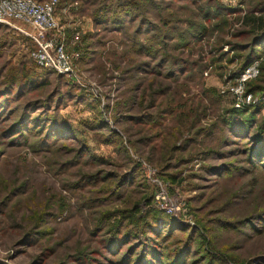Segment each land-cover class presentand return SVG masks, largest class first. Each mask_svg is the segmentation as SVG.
Returning <instances> with one entry per match:
<instances>
[{
  "label": "rangeland",
  "instance_id": "obj_1",
  "mask_svg": "<svg viewBox=\"0 0 264 264\" xmlns=\"http://www.w3.org/2000/svg\"><path fill=\"white\" fill-rule=\"evenodd\" d=\"M58 1L69 74L0 22V264H264V0Z\"/></svg>",
  "mask_w": 264,
  "mask_h": 264
},
{
  "label": "built area",
  "instance_id": "obj_2",
  "mask_svg": "<svg viewBox=\"0 0 264 264\" xmlns=\"http://www.w3.org/2000/svg\"><path fill=\"white\" fill-rule=\"evenodd\" d=\"M58 0H0V22L19 21L30 27V31L20 29L31 39L32 60L39 66L53 69L58 73L72 71L71 57L62 45L56 44L52 32L57 28L56 8ZM250 102L251 98L246 97Z\"/></svg>",
  "mask_w": 264,
  "mask_h": 264
},
{
  "label": "trees",
  "instance_id": "obj_3",
  "mask_svg": "<svg viewBox=\"0 0 264 264\" xmlns=\"http://www.w3.org/2000/svg\"><path fill=\"white\" fill-rule=\"evenodd\" d=\"M38 1H43V0H38ZM251 18H252L251 21L256 23V28H259L260 30H264V21L261 17H251ZM259 42L261 43V41H259ZM32 48H33V44H32ZM262 50H264V49H262ZM241 110L242 109H238L237 112H240ZM263 131H264V120L262 122H260L259 125H257V129H256V132L259 134H261V133L264 134Z\"/></svg>",
  "mask_w": 264,
  "mask_h": 264
}]
</instances>
